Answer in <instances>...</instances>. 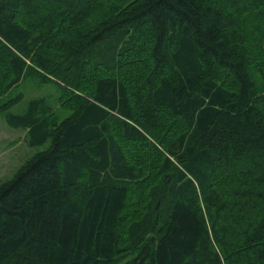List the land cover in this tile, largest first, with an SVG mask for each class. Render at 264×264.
<instances>
[{"label": "trees", "instance_id": "1", "mask_svg": "<svg viewBox=\"0 0 264 264\" xmlns=\"http://www.w3.org/2000/svg\"><path fill=\"white\" fill-rule=\"evenodd\" d=\"M0 74L83 94L0 104V264H264V0H0Z\"/></svg>", "mask_w": 264, "mask_h": 264}, {"label": "rangeland", "instance_id": "2", "mask_svg": "<svg viewBox=\"0 0 264 264\" xmlns=\"http://www.w3.org/2000/svg\"><path fill=\"white\" fill-rule=\"evenodd\" d=\"M73 33L76 32L73 31ZM61 40L57 42L59 48L66 47L65 41L63 40L62 43ZM37 75L31 74L26 76L22 84L9 93H5L0 87V104L8 99H14L21 92L23 93L22 100L12 108V111H21L25 109L31 99L41 97L46 100L49 110L58 119L62 120L69 116L72 110L63 106V103L68 98L67 91H75L77 94H83L51 74H46L48 79L51 80L49 83H40ZM161 120H164V117H161ZM149 138L153 140L151 136ZM157 142L159 144L158 146H163L160 141ZM42 149L44 147L33 148L27 145L26 131L11 128L4 114H0V183L10 179L30 156Z\"/></svg>", "mask_w": 264, "mask_h": 264}]
</instances>
